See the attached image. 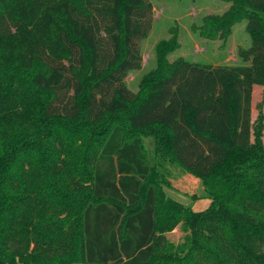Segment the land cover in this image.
<instances>
[{"label": "trees", "instance_id": "obj_1", "mask_svg": "<svg viewBox=\"0 0 264 264\" xmlns=\"http://www.w3.org/2000/svg\"><path fill=\"white\" fill-rule=\"evenodd\" d=\"M221 1L192 30L224 47L246 22L244 64L171 62L174 28L133 92L151 0H0V98L34 102L29 132L0 126V264H264V0ZM175 172L210 207L170 197Z\"/></svg>", "mask_w": 264, "mask_h": 264}, {"label": "rangeland", "instance_id": "obj_2", "mask_svg": "<svg viewBox=\"0 0 264 264\" xmlns=\"http://www.w3.org/2000/svg\"><path fill=\"white\" fill-rule=\"evenodd\" d=\"M154 6V24L150 36L143 42V68L131 73L126 82L128 87L137 92L142 78L156 68L157 44L172 37L174 28L179 29L180 49L168 58L171 62L184 58L213 66H239L244 63L238 56L239 48L248 49L251 38L246 31V22L235 26L232 36L223 47L221 41H209L193 32V25H201L208 15H222L230 4L221 0H151ZM34 102L27 100L22 91L14 93L9 100L0 98V126L19 132H29L32 128L30 111ZM260 108L264 113V87L257 86L253 94V119L256 120ZM146 148L151 157L154 154L153 138L145 139ZM167 194L177 201L190 205L195 211H203L210 207L211 200L206 196L199 179L189 175L176 173L167 178ZM183 238L181 230L169 234V239L179 243Z\"/></svg>", "mask_w": 264, "mask_h": 264}, {"label": "crops", "instance_id": "obj_3", "mask_svg": "<svg viewBox=\"0 0 264 264\" xmlns=\"http://www.w3.org/2000/svg\"><path fill=\"white\" fill-rule=\"evenodd\" d=\"M198 211V210H197Z\"/></svg>", "mask_w": 264, "mask_h": 264}]
</instances>
